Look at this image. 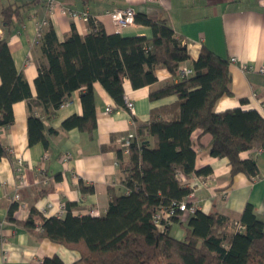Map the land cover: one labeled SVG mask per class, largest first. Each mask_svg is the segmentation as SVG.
<instances>
[{
	"label": "trees",
	"instance_id": "1",
	"mask_svg": "<svg viewBox=\"0 0 264 264\" xmlns=\"http://www.w3.org/2000/svg\"><path fill=\"white\" fill-rule=\"evenodd\" d=\"M21 9L0 4V25L6 32L21 24ZM134 23L148 27L150 37L107 34L90 18L85 36L71 26L62 42L51 27L37 38L42 60L34 80L35 105L47 117L54 116L72 92H80L82 114L65 119L63 131L76 129L90 134L96 129L94 83L123 108L125 80L133 90L141 89L155 84L156 70L165 69L176 82L151 91L149 101L169 96L175 101L152 108L145 123H135L128 155L118 148L119 186L123 191L107 188L104 215L73 216L74 205L66 203L63 218H45L31 210L28 219L19 224L36 238L78 252L80 259L72 264H264V223L251 204L244 206L235 223L218 213L199 210L182 217L184 213L179 210V203L194 192L182 178H208L212 173L210 166L195 167L197 141L203 135L209 136V156L227 159L230 178L238 173L250 179L258 175L256 160L243 159L240 154L264 148V117L254 109L215 111L217 101L231 94L228 59L203 47L192 60L163 19L138 13ZM184 62H189L192 74L179 77ZM20 101L27 104L28 145L41 144L46 149L48 137L58 131L50 128L45 132L42 119L34 113L29 86L16 70L3 37L0 128L13 124L12 105ZM6 156L0 141V158ZM79 190L83 194L93 192L82 182ZM15 209V205L10 207L8 220H12ZM156 213H161V228L154 224ZM172 225L183 230L182 239L171 235ZM40 264L65 263L54 255L43 258Z\"/></svg>",
	"mask_w": 264,
	"mask_h": 264
},
{
	"label": "crops",
	"instance_id": "2",
	"mask_svg": "<svg viewBox=\"0 0 264 264\" xmlns=\"http://www.w3.org/2000/svg\"><path fill=\"white\" fill-rule=\"evenodd\" d=\"M57 9L49 12L45 0H1L0 4H14L22 7L21 24L9 33L2 27V38L6 37L7 47L15 68L27 82L34 113L43 121L45 132L58 131L49 136L45 149L41 144L28 145L27 104L25 101L12 105L14 122L0 128V141L9 157L0 158V264H40L45 257L58 256L65 264L79 260L76 251L68 250L47 239L36 238L19 223L25 222L31 210L42 217H57V212L66 203L74 205L73 216L88 215L97 209L104 215L108 205L107 188L115 187L118 192L120 172L117 164V150L124 135L135 132V123H145L152 108L175 101L174 96L149 101V93L170 82H176L165 69H157V82L151 86L133 90L130 83H123L124 101L133 104V113L126 107L120 108L104 91L99 83L93 84L96 129L92 133L76 129L63 131L61 123L72 115L82 114L78 91L71 93L69 100L54 116L47 117L35 105L34 80L41 62L37 45L36 24L45 20L59 42H62L74 26L80 36L89 33L88 23L80 18L62 14L59 8L76 12L87 11L89 16L107 34L118 33L124 37H150V29L132 24L117 30L107 13L114 9L130 7L135 14H145L153 20H165L186 46L192 60H196L205 47L216 55L235 58L229 64L230 95L222 96L215 105L216 112L227 109H254L264 117V75L256 70L264 67V0H56ZM189 62L181 66L189 67ZM248 69L244 70L242 67ZM110 111L106 112V109ZM197 133H194L195 140ZM209 136L203 135L197 141L195 167L210 166L209 185L198 188L194 197L197 210L204 214L218 213L230 219L239 220L244 206H253L255 215L264 223V148L246 151L241 158H254L258 175L248 178L238 173L230 178L227 159L209 156L206 146ZM44 156L46 158L44 159ZM21 159L22 173L15 171L16 159ZM125 158V157H123ZM201 179V178H199ZM79 182L93 188L92 193L83 194ZM15 193L19 200H12ZM12 205L16 206L12 220L7 214ZM62 212L60 218L65 216ZM38 228V227H37ZM231 228V227H230ZM180 229V228H179ZM233 230V229H232ZM38 231V230H35ZM172 235V231H171ZM179 233L175 238L182 239Z\"/></svg>",
	"mask_w": 264,
	"mask_h": 264
},
{
	"label": "built area",
	"instance_id": "3",
	"mask_svg": "<svg viewBox=\"0 0 264 264\" xmlns=\"http://www.w3.org/2000/svg\"><path fill=\"white\" fill-rule=\"evenodd\" d=\"M46 6H47V10L49 12L54 11L55 9H57L58 7V2L56 0H45ZM61 13H65L64 9L59 8ZM66 11V14L69 15L72 18H80L85 22H89V18H88V13L86 11L82 12V13H76V12H71V11ZM108 17L110 18L112 24L116 27V28H123L129 25H132L134 23V16H135V12L132 8L127 7L124 9H114L110 12L107 13ZM46 21H43L42 24L45 25ZM47 24V23H46ZM43 29L44 26H38V31H37V38H39L41 36V34L43 33ZM0 35H2L1 29H0ZM2 37H0L1 39ZM236 62L235 58H230L229 59V63L233 64ZM244 70H247L248 68L246 66L242 67ZM258 73L264 75V67H260L259 69L256 70ZM192 74V69H190V67H185V66H180L179 70H178V75L179 77H186ZM125 107L129 110V111H133L132 109V103H130L129 101H125ZM106 112H108V109H106ZM134 138V134H128L125 137L121 138V142H120V147L122 148L123 154L126 156L128 155V147L129 144L131 142V140ZM7 154L11 155L12 151L8 150ZM46 158V156H44V159ZM22 162L21 159H16V166H15V171L17 173H21V175L23 176L22 173ZM193 189V188H192ZM194 190V189H193ZM193 195V192L182 202L179 203V210L184 213L183 216H186V214H193L195 211V208H193L192 204L189 203V199L190 197ZM12 200L14 202L19 200V196L17 193H15V195L13 196ZM62 208V212L65 211V207L61 206ZM90 216H99L98 213H96V211L92 210L91 212H89ZM166 217V216H164ZM160 218H161V213H156L153 216V220H154V224L161 228V224H160Z\"/></svg>",
	"mask_w": 264,
	"mask_h": 264
},
{
	"label": "rangeland",
	"instance_id": "4",
	"mask_svg": "<svg viewBox=\"0 0 264 264\" xmlns=\"http://www.w3.org/2000/svg\"><path fill=\"white\" fill-rule=\"evenodd\" d=\"M67 11H71V10H67ZM51 12H54V11H51ZM50 12V13H51ZM64 12L65 13H62V14H66V11L64 10ZM71 12H76V11H71ZM82 12H84V11H82ZM82 12H76V13H82ZM87 12V11H86ZM67 15V14H66ZM88 18L90 19L91 17L89 16V14H88ZM43 21H45V20H42L41 22H39V24L37 23L36 24V26H37V29H38V26H44V28H45V26H47V24L45 23V25H43L42 24V22ZM83 21V20H82ZM134 24V23H133ZM130 26V25H129ZM115 27V26H114ZM126 27H128V26H126ZM126 27H123V28H116L117 30H121V29H124V28H126ZM0 29H1V32H3V29H2V27H1V25H0ZM0 37H2V35H0ZM131 103V102H130ZM108 109V111H110V108H107ZM127 109V108H126ZM132 109H133V104H132ZM129 112H131V113H133V111H129ZM130 134H134V132H132V133H130ZM123 138V137H122ZM121 142V141H120ZM259 151H261V150H255V152H259ZM22 178H23V176H22ZM182 182L183 183H185L186 185H188V186H190V187H192L193 189H194V193H195V191L198 189V188H201V187H207L208 185H209V181H208V179L207 178H201V179H199V178H193V179H186V178H182ZM194 193H193V195L190 197V199H189V203H191L192 204V206H193V208H195V211L197 210V205H196V200H195V197H194ZM62 206H64V205H62ZM92 210H94V209H91V210H89L88 211V215H89V212H91ZM94 211H96V213H98L99 214V212H98V210L97 209H95ZM194 211V212H195ZM63 213H64V211H63ZM62 214V208L60 209V211L59 212H57V214H56V216H57V218H60L61 215ZM100 216V215H99ZM182 217H183V214H182ZM181 217V219L183 220V218ZM171 231H172V236L173 237H176L177 236V234H179V233H183V230H181V229H179V227H178V225H172L171 226ZM79 254V253H78ZM79 259H80V254H79ZM78 261V260H77ZM77 261H75V262H77ZM74 263V262H73ZM72 264V263H71ZM81 264V263H80Z\"/></svg>",
	"mask_w": 264,
	"mask_h": 264
}]
</instances>
